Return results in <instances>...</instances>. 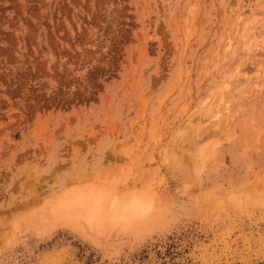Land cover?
Returning a JSON list of instances; mask_svg holds the SVG:
<instances>
[{
	"label": "rangeland",
	"instance_id": "374dc122",
	"mask_svg": "<svg viewBox=\"0 0 264 264\" xmlns=\"http://www.w3.org/2000/svg\"><path fill=\"white\" fill-rule=\"evenodd\" d=\"M0 264H264V0H0Z\"/></svg>",
	"mask_w": 264,
	"mask_h": 264
},
{
	"label": "bare ground",
	"instance_id": "6f19581e",
	"mask_svg": "<svg viewBox=\"0 0 264 264\" xmlns=\"http://www.w3.org/2000/svg\"><path fill=\"white\" fill-rule=\"evenodd\" d=\"M250 41H251V39H250ZM82 204L84 206L81 207V210H83L84 212L83 211H81V212H83V213L86 212L89 217H92V219H98V222L104 223V222H110L112 220L115 222L119 221V218H117V220H116V216H111V214H112L111 210L114 207L113 200L110 199L105 193H98V194L94 195L93 197L88 198V199H84V200L80 196V197H78V206H81ZM66 208H67V203L63 204L61 210L62 211L68 210ZM101 217H103V219Z\"/></svg>",
	"mask_w": 264,
	"mask_h": 264
}]
</instances>
